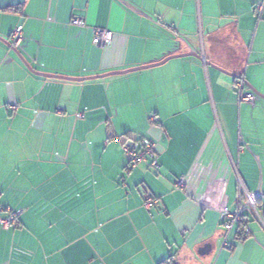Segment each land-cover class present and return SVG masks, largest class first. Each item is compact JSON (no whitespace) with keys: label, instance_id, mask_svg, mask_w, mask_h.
<instances>
[{"label":"crops","instance_id":"0c3cea01","mask_svg":"<svg viewBox=\"0 0 264 264\" xmlns=\"http://www.w3.org/2000/svg\"><path fill=\"white\" fill-rule=\"evenodd\" d=\"M256 1L26 0L0 9V206L21 211L17 226L0 225V264H264V226L250 219L238 240L219 220L240 186L259 191L264 178V99L238 101L232 89L243 74L245 90L264 95ZM17 26V50L39 73L82 78L189 51L202 59L47 77L10 47ZM92 27L111 31L110 43L95 46ZM142 137L156 144L158 171L145 162L126 169L122 144ZM146 195L155 199L149 212Z\"/></svg>","mask_w":264,"mask_h":264},{"label":"built area","instance_id":"2783aa9c","mask_svg":"<svg viewBox=\"0 0 264 264\" xmlns=\"http://www.w3.org/2000/svg\"><path fill=\"white\" fill-rule=\"evenodd\" d=\"M264 7V0H257L254 3V11L259 18ZM74 25H83L84 22L79 18L72 19ZM92 43L97 47H105L112 39V33L103 27H92ZM22 37L21 26L15 27L11 34V46L18 48ZM232 89L237 95L238 101H245L254 105L257 96L251 90H245V79L243 74L238 76L232 85ZM76 117L82 118V113H77ZM149 119L157 122L155 114H150ZM156 144L150 138L142 137L126 140L122 144V150L126 157V169L132 170L138 163L145 162L154 171H158L160 164L156 153ZM176 186L183 187L182 178L176 181ZM155 199L146 195L143 200L145 209L149 212ZM264 210V197L260 191H247L243 186L239 187L236 207L231 210H222L219 212V220L225 235L227 236L232 229H236L238 240L246 238L250 233V219L258 221L264 226L262 212ZM0 212L5 215L0 217V225L4 228L15 227L21 211L13 210L9 207L0 206Z\"/></svg>","mask_w":264,"mask_h":264},{"label":"water","instance_id":"95a60500","mask_svg":"<svg viewBox=\"0 0 264 264\" xmlns=\"http://www.w3.org/2000/svg\"><path fill=\"white\" fill-rule=\"evenodd\" d=\"M26 0H0V9L3 10V9H6V8H10V7H16V6H19V5H22ZM1 39V38H0ZM2 40V39H1ZM10 47L16 52L19 54L20 58L22 59V61L25 63V65L28 67V69L35 73V74H39V75H43V76H47V77H54V78H64V79H70V80H81V79H86V78H94V77H103V76H106V75H111V74H116V73H123V72H127V71H132V70H137V69H142V68H148V67H152V66H156V65H160L164 62H166L167 60L171 59V58H174V57H179V56H187V55H193L199 59H202V56L197 54L195 51H189L187 53H181V54H170V55H167L165 57H163L162 59H160L159 61H155L153 63H150V64H147V65H141V66H137V67H133V68H130V69H126V70H122V71H111L109 73H105V74H102V75H95V76H88V77H82V78H79V77H68V76H63V75H57V74H48V73H39L37 71H34L33 69H31V67L26 63V61L24 60V58L22 57V55H20V52L17 50V48L11 46L10 44ZM207 65H210V66H213L215 68H217L218 70L222 71L223 73H226L230 76H233L235 77L236 75L234 73H231V72H228L220 67H217L215 66L214 64H212L211 62L209 61H205ZM249 88L251 89V91L257 96V97H260V98H263L264 99V95L262 93H260L258 90H256L254 87L250 86L249 85ZM209 250V245L208 244H204L203 247H201L199 249V253L200 254H204V253H207Z\"/></svg>","mask_w":264,"mask_h":264},{"label":"rangeland","instance_id":"374dc122","mask_svg":"<svg viewBox=\"0 0 264 264\" xmlns=\"http://www.w3.org/2000/svg\"><path fill=\"white\" fill-rule=\"evenodd\" d=\"M258 189L260 191V193L264 196V178L262 180V185H258Z\"/></svg>","mask_w":264,"mask_h":264},{"label":"trees","instance_id":"16d2710c","mask_svg":"<svg viewBox=\"0 0 264 264\" xmlns=\"http://www.w3.org/2000/svg\"><path fill=\"white\" fill-rule=\"evenodd\" d=\"M18 9V7L16 6V7H10V9ZM159 264H174L171 260H169V262L167 263V261H162V262H160Z\"/></svg>","mask_w":264,"mask_h":264}]
</instances>
